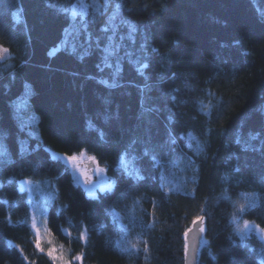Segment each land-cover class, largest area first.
<instances>
[{
    "label": "trees",
    "instance_id": "16d2710c",
    "mask_svg": "<svg viewBox=\"0 0 264 264\" xmlns=\"http://www.w3.org/2000/svg\"><path fill=\"white\" fill-rule=\"evenodd\" d=\"M77 3L0 0V264H57L52 236L67 264H186L200 216L198 264H264V232H235L264 229V0ZM52 151L113 189L88 196ZM24 179L57 188L43 251Z\"/></svg>",
    "mask_w": 264,
    "mask_h": 264
},
{
    "label": "rangeland",
    "instance_id": "374dc122",
    "mask_svg": "<svg viewBox=\"0 0 264 264\" xmlns=\"http://www.w3.org/2000/svg\"><path fill=\"white\" fill-rule=\"evenodd\" d=\"M92 6L98 7L99 0H83V3L81 2V0H78V3L72 8L74 17L87 16ZM0 49L6 50V51H0V61L9 60L10 57L9 49L2 45H0ZM3 136H4L3 131L0 128V163L4 158V153L8 150ZM52 154L55 158L61 159L68 164V166L72 171L76 184L83 186L88 196L97 197L100 192L103 191L105 192L113 189L114 181L108 177L106 169L104 167L99 166L97 162L93 160L91 157H89L85 152L75 155L78 157L77 165L80 171L72 169L71 165L66 160V157L68 156L54 151H52ZM99 169H104V171L100 173ZM81 171L86 172L90 176L91 179L90 184L84 183V177L80 175ZM2 184L3 182L0 179V187L2 186ZM18 184L20 190L26 192L28 195V200L32 212V219L33 221H35L36 229L39 230V241H40L39 249L44 250L43 241L48 239V229L45 225L46 222L45 216L47 217V211L50 206V203L53 202L57 197V188L54 184V192L53 190H50V192H48L44 190L42 184L31 179L21 180L19 181ZM33 221H32V225H33ZM239 224L243 225V223H239ZM36 229H34L35 232ZM252 231L259 233V230L256 229V227L251 223V228L250 230L246 231L245 235L251 233ZM50 241L52 247L51 250L49 251H52L51 257L55 259L56 263L57 264H64V262L70 263L68 261H71L70 260L71 251L64 244L57 242L53 236H52V240ZM80 257L81 259L79 260L82 261V256ZM57 261L59 262L61 261V263H58Z\"/></svg>",
    "mask_w": 264,
    "mask_h": 264
},
{
    "label": "snow or ice",
    "instance_id": "6c2138e0",
    "mask_svg": "<svg viewBox=\"0 0 264 264\" xmlns=\"http://www.w3.org/2000/svg\"><path fill=\"white\" fill-rule=\"evenodd\" d=\"M81 2L83 3V0H81ZM121 6L122 5L120 3H117L116 4V8L117 9L121 8ZM0 51H6V50L0 49ZM77 159H78V157L75 156V155L66 157V160L71 165L72 169L77 170V171H80V169L78 168V165H77ZM92 159L94 160V158H92ZM103 171H104V169H99V172L100 173H102ZM80 175L84 177V183L85 184H90L91 183L90 176L86 172L81 171L80 172ZM252 195H254V194H245V199L247 200L249 198V196H252ZM237 211H240V212L245 211L244 204H239L237 202ZM203 220H204V217L203 216H200V217H197L196 219H194L192 221V223H193L194 226H198L199 227V231L200 232H203L204 231V228L202 226ZM198 222H200V223L198 224ZM233 222L235 223V215L233 216ZM32 226H33L34 229H36L35 221H33V225ZM255 227L260 232H264V229L260 228L259 225H256ZM250 228H251V223L249 221L245 220L243 222V225L237 224L236 229H235V232L243 240V237H244L246 231L250 230ZM190 231H191V229H188L184 233V237H185L184 251H185L186 260H187V254H188V251H189L188 234H189ZM36 232H37V243H36V246H37V248H40L39 230L36 229ZM81 238L82 239H86V237H84L83 235H82ZM41 250H43V249H41ZM48 254L51 256L52 255V251H49ZM75 259L79 260V259H81V257L80 256H77V257H75ZM64 264H67V262H64Z\"/></svg>",
    "mask_w": 264,
    "mask_h": 264
},
{
    "label": "water",
    "instance_id": "95a60500",
    "mask_svg": "<svg viewBox=\"0 0 264 264\" xmlns=\"http://www.w3.org/2000/svg\"><path fill=\"white\" fill-rule=\"evenodd\" d=\"M199 223L200 222H198V224ZM202 226L204 228L203 232L199 231L198 226L193 225V227L191 228V231L188 234L189 251L187 254L186 264H198L199 263L200 252L204 244V238H205L204 221L202 222Z\"/></svg>",
    "mask_w": 264,
    "mask_h": 264
}]
</instances>
